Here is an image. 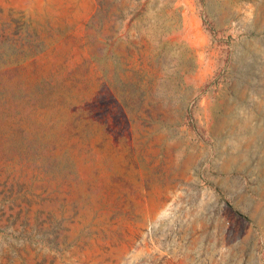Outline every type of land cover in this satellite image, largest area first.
<instances>
[{"label":"rangeland","instance_id":"1","mask_svg":"<svg viewBox=\"0 0 264 264\" xmlns=\"http://www.w3.org/2000/svg\"><path fill=\"white\" fill-rule=\"evenodd\" d=\"M0 264H264V0H0Z\"/></svg>","mask_w":264,"mask_h":264}]
</instances>
